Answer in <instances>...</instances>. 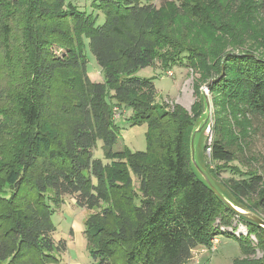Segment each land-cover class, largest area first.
I'll use <instances>...</instances> for the list:
<instances>
[{
	"label": "trees",
	"instance_id": "obj_1",
	"mask_svg": "<svg viewBox=\"0 0 264 264\" xmlns=\"http://www.w3.org/2000/svg\"><path fill=\"white\" fill-rule=\"evenodd\" d=\"M78 1L0 0L7 75L18 66L26 70L23 83L0 77V103L7 104H0V140L10 135L7 153L0 154L8 166L0 180V264L57 261L66 243L54 239L51 202L66 194L91 211L84 234L101 264H117L118 257L121 264H185L219 234L240 241L243 257L233 264H264V227L229 207L193 165L192 133L206 104L196 119L182 106L160 102L154 81L136 76L149 65L200 68L205 80L214 78L210 93L264 116V55L230 49L226 40L249 33L246 22H232L248 3L264 15V0H165L159 6L155 0H92L91 10ZM183 15L189 22L178 19ZM202 27L222 32L207 43L194 37ZM87 45L102 82L89 76ZM116 106L132 110L131 125L147 124V150L114 149L122 130ZM10 124L17 127L8 130ZM99 140L109 162L95 157ZM210 158L219 171L240 176L229 177L227 191L214 180L217 172L202 166L224 195L264 218V175L231 165L236 153L220 134ZM104 203L110 205L102 209ZM234 222L246 233H237Z\"/></svg>",
	"mask_w": 264,
	"mask_h": 264
},
{
	"label": "rangeland",
	"instance_id": "obj_2",
	"mask_svg": "<svg viewBox=\"0 0 264 264\" xmlns=\"http://www.w3.org/2000/svg\"><path fill=\"white\" fill-rule=\"evenodd\" d=\"M155 1L159 6L165 0ZM78 5L83 10H91L92 0H79ZM212 15L215 19L219 17L218 12L214 8ZM104 19V15L101 14L98 22L101 24L104 22ZM178 19L181 22H189V18L186 15H183L182 19L180 17ZM240 22L243 24L246 22L244 27L248 28L249 33L244 38H232V36L227 34L226 40L231 44L229 48L233 49L234 47L235 50H240L239 47L251 48L253 52L264 55V15L257 12L255 7L248 3L246 8L242 10L241 16L235 18L232 25H239ZM221 32L222 30L218 28L202 27L198 28L197 34H194V37L196 39L202 38L207 43H212L214 41L213 37H218ZM16 48L18 56L21 48L20 46ZM86 54L89 59V76L94 81L102 82L104 75L88 45L86 47ZM211 55L212 52L210 57ZM13 64H9V67ZM7 74V68L3 62V54L0 51V77H3L4 79L2 80L7 82V84L23 83L26 77V70L18 66L13 76L9 77ZM221 75L216 77V80H219L222 77ZM136 76L154 81L160 102L164 101L172 108L177 105L182 106L191 117H196V119L205 110L202 89L210 80L214 79L205 80L206 77L200 68L188 67L185 64H180V62L169 70L163 68L161 65L142 67L136 71ZM215 95L210 93L212 121H209L205 129L197 136L196 155L202 166L204 165L209 171L214 170L217 172L216 176L212 173L214 180L220 187L228 191L229 177L239 178L240 176L230 169L219 171L218 164L210 158L212 140L216 134H220L225 143L235 151L237 159L231 162V165H236L244 171L254 169L264 175V116L254 115L240 106L237 107L233 101L227 100L222 94L220 96ZM0 104L2 107L7 106L5 103ZM114 112L117 123L122 127L120 141L114 146V149L118 150L127 145L132 151L147 150V124L131 125L129 117L132 115V110L130 109L124 110L122 107L116 106ZM196 119L194 124L196 123ZM13 126L17 127L16 124H10L7 129L12 130ZM197 126L198 123L196 124ZM9 139L10 135L4 132L2 140H0V154L2 156L8 151L10 146ZM95 157L102 159L104 162H109L105 159L102 140H99L97 143ZM6 169H8V166L0 164V180L5 179ZM134 180V192L137 195L136 197H138L135 199L136 203L139 204L141 192L135 176ZM7 186L8 184L6 183L5 187ZM51 205L53 209L52 222L55 226L54 239L56 242L65 241L67 250V257H64L63 252L58 253L56 254L58 257L57 261L51 264H69V260H71L70 256L75 259L73 261L74 264H101L89 251L84 234L86 220L91 211L80 207L76 203L75 195L72 194H66L60 201L52 200ZM109 205L110 203H104L102 209ZM234 226L237 227L238 231L245 228L244 224L236 222L231 227ZM217 237L219 241L217 243L214 242L215 244L213 243L211 247L200 246L195 248L193 258L185 264H233L237 258L243 257L240 241L237 238L228 236L227 234H219ZM251 239L253 242L258 241L255 235ZM214 245L216 246L215 250L213 249ZM121 255L119 254L118 256ZM262 255V251L258 250L256 252L257 258ZM122 260V257H118L116 263L121 264Z\"/></svg>",
	"mask_w": 264,
	"mask_h": 264
},
{
	"label": "water",
	"instance_id": "obj_3",
	"mask_svg": "<svg viewBox=\"0 0 264 264\" xmlns=\"http://www.w3.org/2000/svg\"><path fill=\"white\" fill-rule=\"evenodd\" d=\"M213 80H210L205 87L202 89L204 98H205V104H206V111L202 115V117L199 120V125L194 129L192 133V142H191V149H192V162L195 167V169L198 171V173L203 177V179L206 181V183L210 186V188L234 211H236L238 214L243 215L247 217L249 220L257 223L258 225H261L264 227V218L253 213L250 211H247L243 209L242 207L236 205L233 203L230 199H228L224 193L217 187L214 180L209 176V174L206 172V170L202 167V165L199 163L197 159V147H196V141L197 136L199 133H201L206 125L209 123V121H212V101L210 97V91L209 88L212 84ZM211 113V114H210Z\"/></svg>",
	"mask_w": 264,
	"mask_h": 264
},
{
	"label": "built area",
	"instance_id": "obj_4",
	"mask_svg": "<svg viewBox=\"0 0 264 264\" xmlns=\"http://www.w3.org/2000/svg\"><path fill=\"white\" fill-rule=\"evenodd\" d=\"M170 74H172V73L170 72ZM231 229H232V228H231ZM237 233H246V232H245V228H243V230H241V231H237ZM218 241H219V238H214V239H213V242H212V245H213L214 242L217 243ZM215 243H214V244H215ZM215 248H216V246L214 245V248H213V249L215 250Z\"/></svg>",
	"mask_w": 264,
	"mask_h": 264
},
{
	"label": "crops",
	"instance_id": "obj_5",
	"mask_svg": "<svg viewBox=\"0 0 264 264\" xmlns=\"http://www.w3.org/2000/svg\"><path fill=\"white\" fill-rule=\"evenodd\" d=\"M68 248H69V247H68ZM68 253H69V252H68ZM63 254H64V257H67V250H65V251L63 252ZM61 256H62V254H61ZM62 257H63V256H62ZM62 257H61V258H62ZM70 258H71V260H69V264H74L73 261H74L75 259H73L72 256H70ZM62 259H64V258H62ZM71 261H72V262H71ZM62 263H63V262H62Z\"/></svg>",
	"mask_w": 264,
	"mask_h": 264
}]
</instances>
